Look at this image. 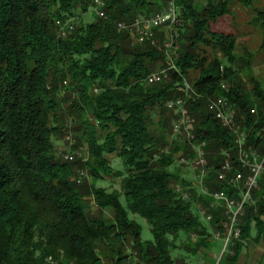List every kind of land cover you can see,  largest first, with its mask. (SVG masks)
I'll use <instances>...</instances> for the list:
<instances>
[{
    "label": "trees",
    "instance_id": "16d2710c",
    "mask_svg": "<svg viewBox=\"0 0 264 264\" xmlns=\"http://www.w3.org/2000/svg\"><path fill=\"white\" fill-rule=\"evenodd\" d=\"M102 1L106 17L77 22L63 35L65 24L90 10L94 0H0V264H178V257H198L199 249L216 240L212 228L224 232L222 208L211 209L208 196L185 179L179 187L189 191L188 199L172 185L177 177L168 168L176 155L194 156L187 140L170 142L150 131L153 118L168 111L169 100L186 97L179 87L183 78L196 92L187 106L194 142L206 144L208 190L239 194L217 180L223 153L235 152V136L208 110L209 99L226 97L247 144L261 152L264 148V89L259 82L248 89L237 78L236 37L210 29L230 14L231 4L247 7L253 0H176L183 31L179 39L186 43L176 61L180 72L171 71L169 79L153 85L146 78L165 64L164 32H157L154 44H135L117 22L155 14L169 0ZM254 23L262 30L264 47V11L256 12ZM192 71L197 72L194 79ZM224 81L227 91L221 89ZM66 109L81 122L88 145L90 160L80 167L94 181L119 178L120 190L73 180V165L59 157L53 144L63 132ZM97 128L107 134L98 136ZM112 154L121 159L123 171L111 167ZM253 197L241 238L224 264L236 263L253 224L257 238L264 232V174ZM88 199L101 210H112L113 219L90 217ZM199 205L212 214L209 222ZM130 215L149 223L151 241L142 240V228ZM178 250L182 255L175 257Z\"/></svg>",
    "mask_w": 264,
    "mask_h": 264
},
{
    "label": "built area",
    "instance_id": "2783aa9c",
    "mask_svg": "<svg viewBox=\"0 0 264 264\" xmlns=\"http://www.w3.org/2000/svg\"><path fill=\"white\" fill-rule=\"evenodd\" d=\"M93 7L99 17H106L102 0H94ZM179 20L176 0H169L163 10L152 15L139 14L130 22H117V28L127 32L133 42L138 44L147 42L154 44L157 32L162 31L165 35L163 42L167 56L172 55L177 58L179 48L177 41L180 36ZM58 22L61 24L60 21ZM76 24L75 21L67 22L63 27V35L66 33L65 30H73ZM171 71L180 72L175 64L169 65L166 69L149 74L146 83L153 85L168 79ZM179 87L186 97L169 100L166 103V108L174 115L172 134L177 136L176 140H187L194 151V156L188 161L183 153H179L176 158H179L178 162L180 164L190 163L195 172L199 169L195 175V180L199 185L200 192L210 199L209 207L211 209H223L225 216L223 222L224 232H216L214 237L216 240L223 242V251H228L240 240L243 218L246 215L247 208L254 204L253 194L258 189L260 179L264 174V148L261 152L247 144L246 134L238 124L236 112L226 97L219 96L209 99L208 110L224 128L231 130L235 136V152L234 154L228 151L223 153L224 160L217 170V180L227 182L236 188L239 194L238 197H230L223 190H208L205 182L211 167L208 164L206 144L204 142L199 144L194 142V122L187 106V99L195 96L196 92L186 78H183L182 86L179 84ZM221 89L227 91L228 85L225 81L221 83ZM251 113H254V110H251ZM163 151L168 153L169 147H165ZM69 159L72 160L73 157L70 156ZM186 190L180 187L175 188L176 193L180 194L183 199L189 198L190 194ZM199 210L205 221L209 222L212 219V214L207 213L202 205H199Z\"/></svg>",
    "mask_w": 264,
    "mask_h": 264
},
{
    "label": "rangeland",
    "instance_id": "374dc122",
    "mask_svg": "<svg viewBox=\"0 0 264 264\" xmlns=\"http://www.w3.org/2000/svg\"><path fill=\"white\" fill-rule=\"evenodd\" d=\"M199 1L203 2L204 0L203 1L199 0ZM258 11H264V0H253V2L247 7L235 2L231 4L230 14L220 18L216 23L211 24L210 27L211 31L213 32L232 34L236 37L237 46L234 51L235 61L233 64V68L236 72L237 78H239L242 82V85H244L248 89H252V87L254 86V82H259V84L264 89V47H262L263 33L261 28L254 23V18L256 16V12ZM96 15L98 16V14L94 11V7L92 5L90 10H88L86 13L82 15L74 16V21L78 22V24H89L95 20ZM179 38L177 41L179 47L177 50V58L172 55L170 57L167 56L163 42L162 50L165 57V64L164 65L160 64L152 72L166 69L169 65H174V64L176 65V61L180 56L182 46L186 44L185 40L181 42ZM207 52H212V51L208 48ZM217 56L223 61L225 65H229L227 60L222 57L221 53L217 52ZM194 77H197V72L192 71L190 73V78L194 79ZM169 78H170V73L168 75V79ZM68 84L69 82L67 83V85ZM92 92H96V90L92 89ZM63 96H67V95L65 94ZM67 104H65V107H68ZM168 111L165 110L162 114L160 115L158 114L153 118L154 124L152 125L150 131L155 137L161 135L164 139H167L170 142L176 141L183 143L184 140L182 139L176 140L177 136H174L172 134L173 120L171 118L170 111L169 112ZM161 119L166 122L164 126L161 123H159V120ZM88 120L90 124L93 125L95 124L94 120L91 117ZM63 127L64 128L62 134L53 137V144L59 157L63 161L70 162L73 165V170H74L73 180L77 183H81L82 185L91 184L92 182H94L96 187L107 188L109 191L120 190L121 184L119 178H116L114 176H109L103 180L94 181L89 176L88 171L84 167H80L81 165L83 166L87 164V162H89L90 154L88 152V145L84 139L83 129H82L83 127H81V122L79 121L77 116L73 112H70L68 109L64 110L63 113ZM97 134L98 136H104L105 134H107V132L103 131L101 128H97ZM189 150H192V148H190ZM70 156L73 157L72 160L69 159ZM108 159L111 163V167L113 168V170L115 171L124 170L122 161L119 157L116 156V154L109 155ZM187 159L189 161V157ZM178 160L179 158H176V161L172 163V165L168 168L177 177L173 181L172 185L179 187V185L180 186L182 185L181 180L185 179L192 187L194 186L195 188L200 190L198 188L199 185L195 180V175L199 169H197V171L195 172L193 166H191L190 163L180 164ZM186 191L189 192L188 190ZM87 202L89 204L88 213L90 217H99L100 215H103L107 220L113 219L112 210L99 209L94 204L92 199H88ZM121 202L125 206V200L123 197L121 198ZM130 218L134 219L141 226L142 240L151 241L152 233L149 223L139 215H130ZM216 232L218 231L214 230L213 228L211 229V233H212L211 239L215 238L214 234ZM129 246L130 245L127 244V248ZM203 249L205 248L199 249L198 257L193 256L192 254L191 255L183 254V256L186 255L185 256V258H187L186 260L182 259V257H178L180 254L182 255L181 250L174 252V256L180 258L178 260V264H201L199 263V260L203 258V254H205ZM231 253H232V249L228 251H223L222 252L223 256L221 255L219 258H217L215 264H220V263L222 264V261H224L226 255Z\"/></svg>",
    "mask_w": 264,
    "mask_h": 264
},
{
    "label": "crops",
    "instance_id": "0c3cea01",
    "mask_svg": "<svg viewBox=\"0 0 264 264\" xmlns=\"http://www.w3.org/2000/svg\"><path fill=\"white\" fill-rule=\"evenodd\" d=\"M257 233L258 229L253 224L248 239L243 241V248L235 264H264V232L258 238ZM203 251L205 253L203 254L204 259L201 258L199 263L215 264L217 258L222 255L223 243L221 240H212L210 246Z\"/></svg>",
    "mask_w": 264,
    "mask_h": 264
},
{
    "label": "bare ground",
    "instance_id": "6f19581e",
    "mask_svg": "<svg viewBox=\"0 0 264 264\" xmlns=\"http://www.w3.org/2000/svg\"><path fill=\"white\" fill-rule=\"evenodd\" d=\"M57 24L60 25L59 22H57ZM181 26H182V21H181V19H180V20H179V30L181 29Z\"/></svg>",
    "mask_w": 264,
    "mask_h": 264
}]
</instances>
